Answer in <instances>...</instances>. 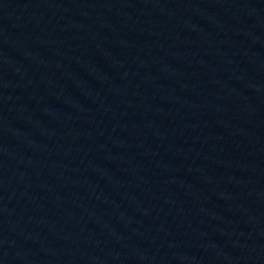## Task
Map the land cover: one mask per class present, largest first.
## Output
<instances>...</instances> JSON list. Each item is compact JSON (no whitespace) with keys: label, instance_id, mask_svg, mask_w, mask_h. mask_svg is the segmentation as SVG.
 <instances>
[{"label":"water","instance_id":"1","mask_svg":"<svg viewBox=\"0 0 264 264\" xmlns=\"http://www.w3.org/2000/svg\"><path fill=\"white\" fill-rule=\"evenodd\" d=\"M0 264H264V0H0Z\"/></svg>","mask_w":264,"mask_h":264}]
</instances>
